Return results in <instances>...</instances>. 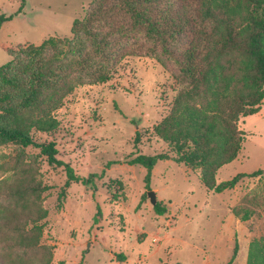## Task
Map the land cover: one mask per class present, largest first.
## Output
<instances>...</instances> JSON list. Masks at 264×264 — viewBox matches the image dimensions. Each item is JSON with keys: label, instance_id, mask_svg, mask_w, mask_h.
<instances>
[{"label": "rangeland", "instance_id": "374dc122", "mask_svg": "<svg viewBox=\"0 0 264 264\" xmlns=\"http://www.w3.org/2000/svg\"><path fill=\"white\" fill-rule=\"evenodd\" d=\"M90 1L0 0V16L8 18L0 23V66L18 46L69 37ZM178 89L169 63L126 56L106 82L78 86L64 99L52 132L31 133L37 143H53L55 158L78 179L60 198L62 167L47 165L37 149H23L45 187L40 243L52 248L50 264H225L234 244L231 264H245L250 241L264 237L263 176L239 177L214 193L197 171L171 160L156 162L147 186L145 169L127 164L137 155L171 156L152 129ZM236 126L243 134L240 151L215 171L214 185L264 169V100ZM14 152L0 146V156ZM149 191L164 209L160 216Z\"/></svg>", "mask_w": 264, "mask_h": 264}, {"label": "trees", "instance_id": "16d2710c", "mask_svg": "<svg viewBox=\"0 0 264 264\" xmlns=\"http://www.w3.org/2000/svg\"><path fill=\"white\" fill-rule=\"evenodd\" d=\"M6 20L0 16V23ZM7 54L0 66V146L15 152L0 156V264L51 263L52 248L40 243L45 187L23 149H37L47 165L62 167V198L78 179L55 158L53 143H37L31 133L52 132L53 114L64 99L78 86L106 82L126 56L169 63L179 86L152 129L171 156L137 155L127 161L145 169V186L156 162L167 160L197 171L200 184L214 193L242 176L264 178L262 169L217 185L213 181L215 171L240 151L238 119L255 114L264 100V0H91L73 20L69 37L18 46ZM152 208L158 216L164 212L159 202ZM235 254L236 244L225 264ZM245 264H264V237L250 241Z\"/></svg>", "mask_w": 264, "mask_h": 264}, {"label": "water", "instance_id": "95a60500", "mask_svg": "<svg viewBox=\"0 0 264 264\" xmlns=\"http://www.w3.org/2000/svg\"><path fill=\"white\" fill-rule=\"evenodd\" d=\"M146 195L148 196L149 198V202L151 205H153L155 203V195L152 191H149L146 193Z\"/></svg>", "mask_w": 264, "mask_h": 264}]
</instances>
